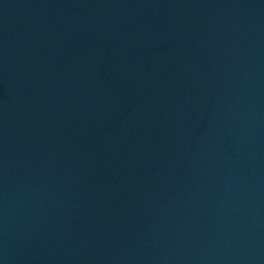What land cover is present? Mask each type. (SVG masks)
Returning <instances> with one entry per match:
<instances>
[{
    "label": "water",
    "instance_id": "obj_1",
    "mask_svg": "<svg viewBox=\"0 0 264 264\" xmlns=\"http://www.w3.org/2000/svg\"><path fill=\"white\" fill-rule=\"evenodd\" d=\"M0 264H264V0H0Z\"/></svg>",
    "mask_w": 264,
    "mask_h": 264
}]
</instances>
